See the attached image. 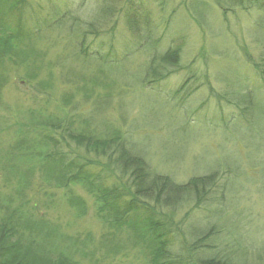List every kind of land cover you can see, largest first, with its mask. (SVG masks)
Here are the masks:
<instances>
[{
    "label": "rangeland",
    "instance_id": "rangeland-1",
    "mask_svg": "<svg viewBox=\"0 0 264 264\" xmlns=\"http://www.w3.org/2000/svg\"><path fill=\"white\" fill-rule=\"evenodd\" d=\"M231 7L216 0H0V41L17 35L11 57L19 62L0 64V204L28 203L21 209L42 216L59 247L82 264H146L125 230L115 238L122 243L117 253L104 247L115 229L101 224L99 203L83 185L44 188L45 179L55 182L47 160L42 174L39 165L28 172L37 151L46 154L51 145L37 144L41 130L25 133L24 125L67 118L69 135L55 128L53 143L119 193L130 189L127 176L102 151L86 149V137L77 144L71 135L119 134L150 168L179 184L208 176L200 202L184 197L179 206H154L163 214L158 221L172 214V251L177 239L192 247L203 230L231 247L239 263L264 264V85L252 65L264 64V0ZM168 49L179 50L178 70L141 85L150 55ZM20 172L31 183L17 194Z\"/></svg>",
    "mask_w": 264,
    "mask_h": 264
},
{
    "label": "trees",
    "instance_id": "trees-1",
    "mask_svg": "<svg viewBox=\"0 0 264 264\" xmlns=\"http://www.w3.org/2000/svg\"><path fill=\"white\" fill-rule=\"evenodd\" d=\"M259 1L216 0L217 3L224 6H232L231 8H237L238 6L242 8L251 7ZM221 8H225L223 10L226 13L229 7ZM128 23L129 28L135 35L137 31L135 23L132 20H129ZM15 37H17L16 34L8 35L6 40H3L2 37L0 41V64L3 63V60L17 64L18 61L11 57L18 52L12 44ZM5 58L8 60H5ZM252 65L259 73L262 85H264V64L262 66L260 63L253 62ZM178 67V49H168L159 55L151 54L144 71L140 74V83L143 86H151L166 79L174 71H177ZM27 76V79L31 80L33 78L30 73ZM248 95V93L245 94L244 99H246L243 101V104H246L247 107L252 104ZM68 121L67 118L59 122L38 119L37 122L31 125H24L26 127L25 133H33L36 129L41 130V135L36 138L37 144L51 145V151L46 154L43 151H37L39 154L38 163H34L35 167L28 172L30 174L32 171L34 172L38 165L40 171L44 167V161L47 160L44 163L46 172L53 173L55 182L52 183L45 179L44 188L70 189L73 184L83 185L86 191L99 203L97 211L101 224H108L109 227L115 229L112 239L109 237L106 241H102L108 251L115 253L119 251L118 246H121L122 243L115 244L114 241L116 236L120 234L119 232L125 230L126 240L132 241L133 246L141 248L146 264H242L243 261L239 263L233 256L231 247L228 250L225 244L217 243V239V242H215L210 237V232H203V230L198 235L193 236L196 239L192 247H180L179 245L182 244L183 239H177L178 247L172 251L170 239L175 241L172 235V214L164 215L161 221L155 219L158 214H163H161V211L156 212L154 206H158L160 209L162 208L160 205L173 204L179 206L184 197L194 198L197 203L200 202L199 198L206 196L204 190L210 184L204 183L207 180L210 181L207 179L208 176L201 179H190L187 183L179 184L170 176L160 174L150 168L143 157L128 148L125 138L119 134L112 133L110 137L100 140H97V138L92 140L91 137L86 136L88 134L71 135V139H77V144L84 142V137H86V142L83 145L86 149L95 153L102 151V156L106 157L111 165L117 168L121 176H127L126 180L129 182L128 188L130 189L127 192L123 189V192L119 193L116 189L118 187H105L102 183L97 182V180L83 172V168L89 163H76V159L69 152L62 149L59 140H56L59 142L58 145L53 143L54 138L51 133L55 128L66 134L70 133ZM19 131L21 132L20 129ZM17 143L15 147H18ZM56 149L58 150L56 151ZM74 167L78 168L73 171ZM20 174L24 176H20L18 189H15L17 194L22 192L28 185L30 186L31 183L30 178L27 179L29 173L20 172ZM123 187L125 188V186ZM40 188L36 184V189L40 190ZM126 196L130 199L124 202ZM164 200L168 201L164 203ZM11 201L12 199H9L7 203L0 204V213H3L0 216V264H82L74 259L71 250L59 247L61 242L57 243L53 238L55 230L47 231L42 216L39 219H34L31 216L32 212L29 213L26 209H21L20 206H25L28 203L20 206L16 205L12 208ZM67 201L77 208L82 205L79 198H69ZM35 208L36 205L33 204L30 210L34 211ZM211 232L215 233L214 231ZM243 264L246 263L243 262Z\"/></svg>",
    "mask_w": 264,
    "mask_h": 264
}]
</instances>
